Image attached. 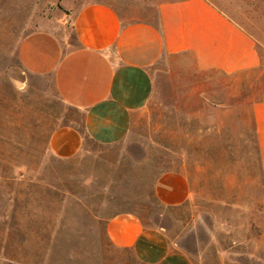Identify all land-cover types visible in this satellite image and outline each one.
<instances>
[{
    "label": "rangeland",
    "instance_id": "374dc122",
    "mask_svg": "<svg viewBox=\"0 0 264 264\" xmlns=\"http://www.w3.org/2000/svg\"><path fill=\"white\" fill-rule=\"evenodd\" d=\"M251 1L264 19V0ZM64 14L56 0H0V264H141L105 238L103 220L117 213L161 225L194 264H247L245 254L227 252L235 237L241 241L248 234L246 204L230 202L239 197L229 179L243 184L252 175L253 194L261 193L253 133L232 118L248 114L234 106L244 100L243 87L229 97L221 77L174 67L158 80L123 142L87 143L77 157L57 160L48 150L50 133L79 124L80 117L60 103L50 76L24 70L18 46L39 29L63 33L64 27L70 36ZM263 27L246 29L264 35ZM203 97L210 98L205 106ZM214 98L230 107L214 111ZM199 114L204 123L197 121ZM216 114L224 123L213 126ZM182 164L194 183L193 200L163 208L153 196L156 178ZM253 220V246L260 248L262 220L255 215Z\"/></svg>",
    "mask_w": 264,
    "mask_h": 264
},
{
    "label": "crops",
    "instance_id": "0c3cea01",
    "mask_svg": "<svg viewBox=\"0 0 264 264\" xmlns=\"http://www.w3.org/2000/svg\"><path fill=\"white\" fill-rule=\"evenodd\" d=\"M56 3L67 11L64 15L71 35L64 33V27L63 33L39 29L24 35L18 46L24 70L50 76L60 103L80 117L79 124L62 125L50 133L52 156L71 160L87 143L112 146L123 142L154 97L158 80L171 75L174 67L201 77H221L229 97L243 87L244 100L234 106L243 107L248 114L232 118L249 125L253 133L260 171L255 183L261 193L254 196L252 175H246L243 184L229 179L239 197L230 202L246 204L244 228L248 234L241 241L235 237L226 250L234 257L245 254L247 264H264V35L246 29L263 27L264 19L252 1ZM209 99L203 97L202 106ZM212 100L214 111L230 107L220 98ZM203 119V114L197 116L198 122L204 123ZM223 119L214 115L213 126L224 123ZM193 188L182 164L156 178L153 196L163 208H180L192 202ZM254 215L262 220L257 227L260 248L253 246ZM103 221L107 242L115 249L130 251L141 264H194L187 251L169 241L161 225H146L132 213H117Z\"/></svg>",
    "mask_w": 264,
    "mask_h": 264
}]
</instances>
